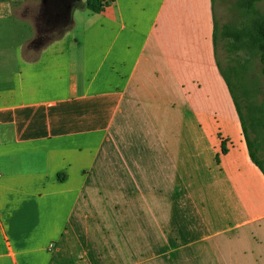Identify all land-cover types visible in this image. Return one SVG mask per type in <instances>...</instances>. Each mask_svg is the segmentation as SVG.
<instances>
[{
    "label": "crops",
    "instance_id": "1",
    "mask_svg": "<svg viewBox=\"0 0 264 264\" xmlns=\"http://www.w3.org/2000/svg\"><path fill=\"white\" fill-rule=\"evenodd\" d=\"M18 1L0 0V264H264L214 3L80 0L37 47Z\"/></svg>",
    "mask_w": 264,
    "mask_h": 264
},
{
    "label": "rangeland",
    "instance_id": "2",
    "mask_svg": "<svg viewBox=\"0 0 264 264\" xmlns=\"http://www.w3.org/2000/svg\"><path fill=\"white\" fill-rule=\"evenodd\" d=\"M236 2L237 0H214L218 36L221 35L222 27L226 25L240 28L245 24L246 18L237 10ZM66 4L65 1L60 3L59 0H47L45 3L42 0H19L14 6V13L18 16L23 15L32 21L35 34L34 44L38 47V44H46L47 41L54 39L63 31L65 26L63 16L66 13L63 15L62 13ZM255 6L264 15V0L256 3ZM28 28L30 32V25ZM226 43V39L219 38L218 58L233 93L242 103L243 112L247 114L248 106L260 107L264 99V78L261 73V64L258 56H246L242 52L229 53ZM36 51L32 54L34 57L37 55ZM238 65H243L245 70L239 68ZM229 66H234V68ZM243 91L247 92L246 97L243 96ZM246 124L250 138L254 139L256 135L251 131L252 124L248 117ZM259 137L261 148L258 151V158L264 163V130L259 132Z\"/></svg>",
    "mask_w": 264,
    "mask_h": 264
},
{
    "label": "trees",
    "instance_id": "3",
    "mask_svg": "<svg viewBox=\"0 0 264 264\" xmlns=\"http://www.w3.org/2000/svg\"><path fill=\"white\" fill-rule=\"evenodd\" d=\"M60 3L64 1L67 3L62 15L64 13L63 19L65 21V26L62 32L50 41H54L62 36L63 33L69 30L71 26V12L75 8L81 7L80 0H59ZM212 1V10L213 3ZM261 0H237L236 8L237 10L246 18L245 24L240 28L235 26L226 25L222 27L221 35H217L218 26L214 17V33H213V44L215 58L220 70V73L224 80L226 81L228 91L232 98L235 110L239 117L242 133L246 142L247 150L251 161L260 169L264 174V163L258 158V151L261 148V142H259V132L264 130V99L260 107L257 106H248L246 108L247 114L243 112L242 103L237 99L235 94L232 91L230 84L228 83L224 69L219 61L218 54V45L219 38L226 39L227 51L229 53L242 52L246 56H258L259 62L261 64V73L264 78V15L256 8L255 4ZM85 8H87L92 13H100L105 7V2L102 0H89L85 3ZM245 70V67L238 65ZM234 68V66H229ZM239 72V71H237ZM241 81V79H238ZM243 86V85H242ZM244 88V87H243ZM243 96H247V92L243 91ZM247 117L251 121L252 132L256 135L254 139H251L248 133L246 119ZM222 152H225V149L222 148Z\"/></svg>",
    "mask_w": 264,
    "mask_h": 264
},
{
    "label": "water",
    "instance_id": "4",
    "mask_svg": "<svg viewBox=\"0 0 264 264\" xmlns=\"http://www.w3.org/2000/svg\"><path fill=\"white\" fill-rule=\"evenodd\" d=\"M47 0H42L43 3H45Z\"/></svg>",
    "mask_w": 264,
    "mask_h": 264
}]
</instances>
